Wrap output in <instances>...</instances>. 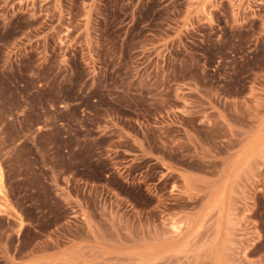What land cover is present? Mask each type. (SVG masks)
<instances>
[{
  "label": "rangeland",
  "instance_id": "obj_1",
  "mask_svg": "<svg viewBox=\"0 0 264 264\" xmlns=\"http://www.w3.org/2000/svg\"><path fill=\"white\" fill-rule=\"evenodd\" d=\"M0 264H264V0H0Z\"/></svg>",
  "mask_w": 264,
  "mask_h": 264
},
{
  "label": "bare ground",
  "instance_id": "obj_2",
  "mask_svg": "<svg viewBox=\"0 0 264 264\" xmlns=\"http://www.w3.org/2000/svg\"><path fill=\"white\" fill-rule=\"evenodd\" d=\"M1 169V168H0ZM0 178H2V176H1V172H0ZM2 182H1V179H0V184H1ZM2 187V185L0 186V188ZM1 191V190H0Z\"/></svg>",
  "mask_w": 264,
  "mask_h": 264
}]
</instances>
